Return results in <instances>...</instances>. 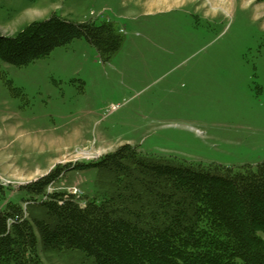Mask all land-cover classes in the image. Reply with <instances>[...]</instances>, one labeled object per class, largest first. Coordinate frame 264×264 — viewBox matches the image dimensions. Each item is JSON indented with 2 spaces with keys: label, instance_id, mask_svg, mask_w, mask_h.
Instances as JSON below:
<instances>
[{
  "label": "rangeland",
  "instance_id": "1",
  "mask_svg": "<svg viewBox=\"0 0 264 264\" xmlns=\"http://www.w3.org/2000/svg\"><path fill=\"white\" fill-rule=\"evenodd\" d=\"M54 14L112 21L124 42L109 61L85 38L28 65L0 60L2 205L24 204L20 187L57 165L126 143L235 169L264 161V0H0V34ZM94 179L67 170L53 187L93 198Z\"/></svg>",
  "mask_w": 264,
  "mask_h": 264
},
{
  "label": "trees",
  "instance_id": "2",
  "mask_svg": "<svg viewBox=\"0 0 264 264\" xmlns=\"http://www.w3.org/2000/svg\"><path fill=\"white\" fill-rule=\"evenodd\" d=\"M85 38L103 61L122 48L112 21L56 14L0 34V60L17 66ZM95 170V197L48 192L67 170ZM0 203V264H264V161L235 169L144 154L129 143L97 160L57 165ZM6 188L0 182V199Z\"/></svg>",
  "mask_w": 264,
  "mask_h": 264
},
{
  "label": "built area",
  "instance_id": "3",
  "mask_svg": "<svg viewBox=\"0 0 264 264\" xmlns=\"http://www.w3.org/2000/svg\"><path fill=\"white\" fill-rule=\"evenodd\" d=\"M98 155H96V157H97ZM100 158V157H99ZM98 158V159H99ZM52 191H54V187H53V184H51L49 187H48V192H52ZM68 191L69 192H71V193H73V194H75V195H80L81 194V190L78 188V187H76V186H72V187H69L68 188Z\"/></svg>",
  "mask_w": 264,
  "mask_h": 264
}]
</instances>
